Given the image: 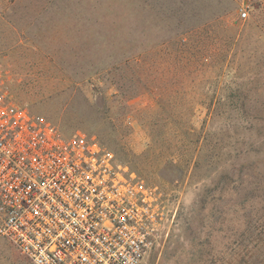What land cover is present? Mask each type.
Returning a JSON list of instances; mask_svg holds the SVG:
<instances>
[{"label":"rangeland","instance_id":"obj_1","mask_svg":"<svg viewBox=\"0 0 264 264\" xmlns=\"http://www.w3.org/2000/svg\"><path fill=\"white\" fill-rule=\"evenodd\" d=\"M130 15L122 62L71 77L28 47L21 0H0L9 92L157 187L144 264H264V0H132ZM0 264L33 263L0 237Z\"/></svg>","mask_w":264,"mask_h":264},{"label":"built area","instance_id":"obj_2","mask_svg":"<svg viewBox=\"0 0 264 264\" xmlns=\"http://www.w3.org/2000/svg\"><path fill=\"white\" fill-rule=\"evenodd\" d=\"M156 189L96 138L17 103L0 69V237L33 264H144Z\"/></svg>","mask_w":264,"mask_h":264},{"label":"crops","instance_id":"obj_3","mask_svg":"<svg viewBox=\"0 0 264 264\" xmlns=\"http://www.w3.org/2000/svg\"><path fill=\"white\" fill-rule=\"evenodd\" d=\"M256 1V0H249ZM132 0H21V30L37 54L71 77L122 62Z\"/></svg>","mask_w":264,"mask_h":264}]
</instances>
